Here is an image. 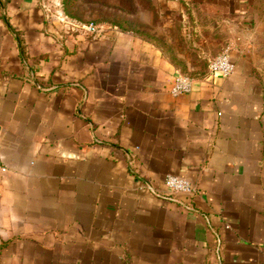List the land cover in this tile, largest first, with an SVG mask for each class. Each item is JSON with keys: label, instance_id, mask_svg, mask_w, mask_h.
<instances>
[{"label": "crops", "instance_id": "crops-1", "mask_svg": "<svg viewBox=\"0 0 264 264\" xmlns=\"http://www.w3.org/2000/svg\"><path fill=\"white\" fill-rule=\"evenodd\" d=\"M159 1L164 29L235 72L175 97L176 35L0 0V264H264V83L237 43L251 0Z\"/></svg>", "mask_w": 264, "mask_h": 264}, {"label": "rangeland", "instance_id": "rangeland-1", "mask_svg": "<svg viewBox=\"0 0 264 264\" xmlns=\"http://www.w3.org/2000/svg\"><path fill=\"white\" fill-rule=\"evenodd\" d=\"M77 1L74 0L70 6L75 7L77 13L83 15L85 23L96 21L97 25L109 23L111 20L121 21L122 25L133 27L140 36L154 39L158 43L168 39V36L176 35L180 45L172 46V51H178L174 55L176 59L181 60L177 61V65L182 72L194 78L209 69L210 61L199 56V51H202L199 47L186 44L181 30L170 32L164 29L165 22L174 21L175 18L159 0H79L78 3ZM76 3L79 6H76ZM250 15V25L242 32V37L237 43L249 52L264 83V0H251Z\"/></svg>", "mask_w": 264, "mask_h": 264}, {"label": "built area", "instance_id": "built-area-1", "mask_svg": "<svg viewBox=\"0 0 264 264\" xmlns=\"http://www.w3.org/2000/svg\"><path fill=\"white\" fill-rule=\"evenodd\" d=\"M88 28L94 30V24H89ZM209 70L211 73L219 74L223 77H229L230 75H232L236 70V66L232 61L230 51L226 50L215 56L210 61ZM194 83L195 80L192 76L186 73H180L176 76L175 81L171 86V94L176 97L185 93H189L192 90ZM0 166H2L1 144ZM3 169L5 168L3 167ZM164 184L166 189L171 194L194 193L196 191L193 183L189 179L174 174H168L165 177Z\"/></svg>", "mask_w": 264, "mask_h": 264}, {"label": "trees", "instance_id": "trees-1", "mask_svg": "<svg viewBox=\"0 0 264 264\" xmlns=\"http://www.w3.org/2000/svg\"><path fill=\"white\" fill-rule=\"evenodd\" d=\"M72 2L73 0H64L65 7L68 8Z\"/></svg>", "mask_w": 264, "mask_h": 264}]
</instances>
